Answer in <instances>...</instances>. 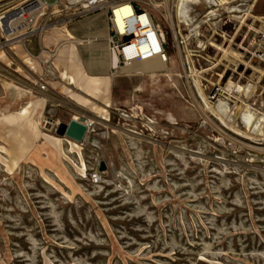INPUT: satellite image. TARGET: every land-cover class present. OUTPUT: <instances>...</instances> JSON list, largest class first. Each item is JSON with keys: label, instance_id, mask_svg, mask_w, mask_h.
<instances>
[{"label": "rangeland", "instance_id": "rangeland-1", "mask_svg": "<svg viewBox=\"0 0 264 264\" xmlns=\"http://www.w3.org/2000/svg\"><path fill=\"white\" fill-rule=\"evenodd\" d=\"M138 1L164 38L166 72L90 70L105 54L78 47L73 84L80 74L110 81L91 100L73 87L83 98L70 97L48 67L46 118L92 120L81 145L43 130L29 110L18 115L22 90L36 96L46 67L26 66L20 50L14 65L0 54V264H264V136L241 121L246 106L264 119V0H198L188 4V25L177 18L178 0H168L172 20L166 2ZM90 29L103 31L101 20L60 31L85 42ZM56 35L42 40L49 51ZM196 81L211 107L227 105L226 125ZM229 82L249 91L229 98Z\"/></svg>", "mask_w": 264, "mask_h": 264}, {"label": "built area", "instance_id": "built-area-1", "mask_svg": "<svg viewBox=\"0 0 264 264\" xmlns=\"http://www.w3.org/2000/svg\"><path fill=\"white\" fill-rule=\"evenodd\" d=\"M162 1L166 2V17L172 20L173 9L168 0ZM142 4L138 0H0V54L14 65L20 61L17 54L20 50L33 62L46 67L44 75L35 79L34 85L39 93H46L48 88L44 79L53 78L48 67L55 59L56 51L45 48L43 38L54 30L95 17L103 22L106 37H94L92 41L104 42L119 68L152 59L167 64L164 38ZM170 30L174 31L172 23ZM32 42L36 43L35 49ZM34 50L38 51L37 55ZM0 65H4L1 60ZM47 122L52 121L42 118L41 128L56 131L59 124L52 122L49 126ZM88 128L90 132L89 124ZM99 176V172H93L91 184H98Z\"/></svg>", "mask_w": 264, "mask_h": 264}, {"label": "bare ground", "instance_id": "bare-ground-1", "mask_svg": "<svg viewBox=\"0 0 264 264\" xmlns=\"http://www.w3.org/2000/svg\"><path fill=\"white\" fill-rule=\"evenodd\" d=\"M225 1L223 2L222 5H225V4L228 5V3L225 2ZM206 2L209 3V4L211 3L213 6L216 5V0H214L215 3H213V2H211L209 0H206ZM196 3H198V0H178L177 1V3H176L177 4V8H176L177 9V18L180 20V22L185 23L186 25H188V19H189V17H188V12H189L188 4H196ZM230 9H232V8H230ZM129 13H132V11L129 12ZM189 21H191V20H189ZM53 32H57V35H56L55 39H53V42L54 43L57 42V44L55 45V48H54L55 51H56V57L53 60V62H51V66L54 68V70L57 73H59L60 78L67 85H73L72 76L74 74H76V72L80 71L79 68L77 67V61H78L77 60V49H78L77 46L84 47V48H86V50H89V52H99V51H101V52H103L105 54L103 60H96L94 58H91L89 60V63H88L89 66L88 67H89L90 70L98 67V68H101L102 70H104L106 73L107 72H111L112 75H126L127 77H134V76L143 77V76H146V75L155 76V75H157L159 73L161 74V73L166 72V69H167L166 68V64L162 63L158 59H152V60L145 61V62H142V63H135V64H132V65H130L128 67H125V68H119L118 66H116V61L109 54L107 46H105V48H102V47L101 48H97L95 46V43L92 41L93 40L92 38H94V37H100V38L106 37L105 29L103 31L96 30L94 35L93 34H87L86 37H85L86 38L85 42H83L81 40L77 41L75 39V37H73V35L68 30H64L63 32L60 31V30H54ZM93 43H94V45H93ZM2 57H4L3 54H2ZM233 57H234V55H233ZM57 59H59L61 61H64V62H66L68 64V66H69L68 67L69 68V70H68L69 73L68 74H66L65 72H63L61 69H59L57 67V65H56V60ZM235 59H237V58L235 57ZM26 63L32 67L31 59H27ZM195 83H196V85L198 87V90H199V92L201 94V97L204 100L207 108L210 109L211 111H213L214 115L217 116L219 118V120L224 125H226L224 117L226 116V113H227V105L221 101V102H219V104L217 105L216 108L211 107L209 105V103L206 101V99L204 98V96H203V94H202V92H201V90L199 88V85H198L197 81ZM234 83L229 82L227 84L226 89L224 90V92L226 93L225 95L228 96L229 98H232V96L234 94L239 95L241 93H244V92L247 93L249 91V90H247V88L245 90L240 85H237V84H234ZM248 95L249 94H247L246 96H248ZM22 111L23 112L18 114L19 116L25 117L26 115H28V109L27 108L23 109ZM251 111H253V110H251L248 106H246V109H244L243 113L241 114V121H242V124L244 125L243 127H245V129L247 130L248 133H250V132L252 134L259 133L260 135L264 136V134H262L264 132H261V128H260L261 124H264V119H261V117L259 119L255 118V117H257V115L255 116L254 115L255 112H251ZM229 113H230V111H229ZM96 114L99 115V116L101 115L98 110L96 111ZM262 115H264V114H262ZM74 119H77V118L75 117ZM47 124L49 126L53 125L52 122H47ZM88 124H89L90 128H93L94 122L92 120H90ZM262 127H264V125H262ZM233 128H235V127H233ZM232 130H235V129H232ZM90 131H91V129H90Z\"/></svg>", "mask_w": 264, "mask_h": 264}, {"label": "crops", "instance_id": "crops-1", "mask_svg": "<svg viewBox=\"0 0 264 264\" xmlns=\"http://www.w3.org/2000/svg\"><path fill=\"white\" fill-rule=\"evenodd\" d=\"M102 24H103V22H102ZM103 27H104V25H103ZM95 31H96L95 29H93V31L90 29L88 31V34L94 35ZM71 33L74 35V34H76V31L71 30ZM92 39H94V38H92ZM105 46L106 45H104L103 47H105ZM78 47H80V46H77V48ZM87 53L89 54L88 51H87ZM78 55H79V50L77 49V56ZM89 56H90V54H89ZM56 65L59 69H61L66 74L69 73V71H68L69 66L66 62L57 59ZM77 65H78V61H77ZM74 78H75V84L67 85L64 83V81L60 78V75H59V79H60L59 84H60V86L63 87V89L68 94H70V97L83 98V97H80V96L72 93V91L70 90V89H72V87L81 91L82 93H84L91 100H95V99L101 97L105 91L106 92L109 91L110 81L109 82H103V81L99 80L98 77H91L89 75L87 77H84L83 74L76 75ZM95 80L97 81V84H95V82H94ZM22 92L24 93V94H22V99H23L22 100V104H23L22 109L27 108L29 110V116L32 117L33 120L41 121L42 118H46V114L49 111H52V110H49L50 109L49 107H53L54 105L48 106L46 96L43 95V93H39L36 88L34 91L36 96L34 95L32 97H29V95H30L29 92L23 91V90H22ZM84 99H86V98H84ZM80 117L82 118L83 116L80 115ZM72 118L74 119L75 117L70 116V119L68 120V122L66 124H68L72 120ZM76 118H78V117H76ZM84 118H85L86 122L89 123L90 119L88 117H84ZM23 124L25 126V122H23ZM16 129L20 130V128H16ZM21 129H25V128L23 127Z\"/></svg>", "mask_w": 264, "mask_h": 264}, {"label": "water", "instance_id": "water-1", "mask_svg": "<svg viewBox=\"0 0 264 264\" xmlns=\"http://www.w3.org/2000/svg\"><path fill=\"white\" fill-rule=\"evenodd\" d=\"M126 41L128 38L125 39ZM89 128L88 124L84 117L72 119L68 124H59L56 129V135L65 139L72 141L76 144L81 145L87 134H88ZM106 166L103 162L100 163L99 166V172H105Z\"/></svg>", "mask_w": 264, "mask_h": 264}]
</instances>
